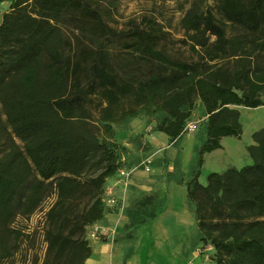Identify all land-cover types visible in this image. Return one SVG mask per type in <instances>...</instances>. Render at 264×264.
<instances>
[{
	"label": "trees",
	"instance_id": "16d2710c",
	"mask_svg": "<svg viewBox=\"0 0 264 264\" xmlns=\"http://www.w3.org/2000/svg\"><path fill=\"white\" fill-rule=\"evenodd\" d=\"M203 1L181 20L197 57L178 59L160 47L164 29L148 21L107 32L123 42L128 59L121 65L102 39L83 50V63L74 51L62 24L73 10L95 18L86 0L13 1L0 24V264L19 251L24 232L15 221L51 198L41 264H85L91 257L87 228L113 209L104 201L106 184L122 169L119 148L93 130V95L111 137L114 124L153 107L167 115L158 131L172 142L200 99L208 115L200 167L223 138L242 135L235 107H264V0H215L218 15L203 10ZM79 20L74 14L69 21ZM253 141L252 165L212 173L206 185L198 172L188 186L201 242L213 248L217 264H264V129Z\"/></svg>",
	"mask_w": 264,
	"mask_h": 264
},
{
	"label": "rangeland",
	"instance_id": "374dc122",
	"mask_svg": "<svg viewBox=\"0 0 264 264\" xmlns=\"http://www.w3.org/2000/svg\"><path fill=\"white\" fill-rule=\"evenodd\" d=\"M13 1L15 0H0V23L2 17L11 12ZM195 1L197 0H173L168 2L156 0H86L90 11L95 13V18H83L77 11L73 10L66 18V21H68L64 22L62 27L66 36L72 41L74 51H78V54H80L79 60L81 63L85 62L83 61L84 55L81 54L83 50H93L96 48L92 42L94 38L102 39L103 45H105L113 56L114 63L118 62L119 65L123 64V61L128 59L124 56V53H120L123 42L113 37L107 38L109 37L108 33L127 32L132 25L137 24L143 27L148 24V21H157L164 29L163 32L166 34V39L162 40L160 47L164 46L178 59L189 60L191 57H197V55L190 49V45L187 43L189 38L181 27V20L185 12ZM84 8L86 9L87 7L85 6ZM209 8L218 15L215 0L203 1L202 9L206 10ZM74 14H78L79 18L85 24L79 23L82 22L81 20L78 22L69 21L74 17ZM98 101V97L93 95L91 97V103L88 105V109L92 115L91 122L93 130L100 133L101 138L109 139L118 147L114 142V137H111L105 132L99 122L100 110L98 106L100 104ZM167 119L165 113L156 112L153 107H149V109L141 110L136 117H128L124 121L114 124L113 128L116 127L120 133V129H123L120 128L121 125L128 124L129 126L139 127L140 121H142L147 125L145 132L148 135H152V139L154 140V136L156 135L155 131L160 125L166 123ZM191 122L198 125V129L195 132L183 133L179 137V141L170 145L169 148L162 147L160 142V144L157 143L158 149L153 151L150 157H148L152 159L150 172H166L174 175V178H178L181 175L186 180L189 178L192 179L196 175L200 168L199 147L203 142L205 143L204 137L207 136L203 130L204 128H201L203 122L201 117H199L197 107L194 116L191 117L188 123ZM241 123L244 126V135L240 140L234 138L227 139L224 142L223 150L214 151L206 155L205 165L202 169V179L206 180V177L211 173L221 174L229 168L242 169L253 164V160L247 152V146L253 143L252 132L264 128V109H242ZM122 136L124 137V135ZM135 170L136 172L143 171L148 173L143 165ZM118 172L117 175H119ZM53 201V198L47 200L40 210L30 218L19 217L15 221V228L23 230L24 236L20 241L19 251L14 255L13 259L1 264L42 263L46 253L43 234L44 212L48 210ZM110 229L113 232H111L109 239L111 242H114L117 233V224L114 227H110ZM209 247L211 246L202 244L198 250L200 255L203 256L204 261H207L206 264H215L214 251L209 250Z\"/></svg>",
	"mask_w": 264,
	"mask_h": 264
},
{
	"label": "crops",
	"instance_id": "0c3cea01",
	"mask_svg": "<svg viewBox=\"0 0 264 264\" xmlns=\"http://www.w3.org/2000/svg\"><path fill=\"white\" fill-rule=\"evenodd\" d=\"M262 99L264 100V95ZM196 107L203 122L201 128L203 127L207 134L208 115L200 99L195 101L191 117L194 116ZM235 109L242 114V109L245 108L235 107ZM191 117L186 121V125ZM241 125L242 135L223 138L222 148L219 150L224 149L225 140L242 138L244 126L242 123ZM120 128H123L120 129V133L116 127L114 128V142L118 145L120 162L122 169L125 170L134 171L148 159L152 161L148 157L158 149L157 143L160 142L162 147L169 148L179 141L178 138L172 142L158 129L153 140V136L145 132L147 125L142 121L139 127L123 124ZM256 132L258 130L252 132V140ZM207 138L204 137L205 143ZM205 143L203 142L199 150ZM253 144L254 141L247 147ZM206 155L203 165L199 166L197 171L200 172L199 182L203 185L207 184L210 175L206 180L202 179ZM132 174L128 181L123 180L119 175L107 180L106 189L112 191L121 203L118 209L106 211L104 219L98 224L111 232L113 230L110 227L117 224L115 241L111 242L110 239L91 241L92 254L85 264H206L207 261H204L198 250L202 242L195 206L187 197L188 186L196 175L186 180L181 175L174 178V175L166 172L146 173L135 170ZM111 232L109 231V236ZM209 250L213 248L209 247Z\"/></svg>",
	"mask_w": 264,
	"mask_h": 264
},
{
	"label": "built area",
	"instance_id": "2783aa9c",
	"mask_svg": "<svg viewBox=\"0 0 264 264\" xmlns=\"http://www.w3.org/2000/svg\"><path fill=\"white\" fill-rule=\"evenodd\" d=\"M197 129H198V125L191 122L185 126L183 133L195 132ZM151 163L152 161L148 159L143 164L147 172H150ZM133 172H134L133 170L130 171V170H125V169H120L118 173L120 175V178H122L125 181H128ZM104 196H105L104 201L108 207L113 208V209H118L120 207L121 200H118L113 195L112 191L106 189ZM45 213L46 212H44V216H45ZM109 231L111 232V230H109L108 228L102 225H99V224L92 225L87 228L86 239L90 242L108 240L110 238V236L108 235Z\"/></svg>",
	"mask_w": 264,
	"mask_h": 264
}]
</instances>
